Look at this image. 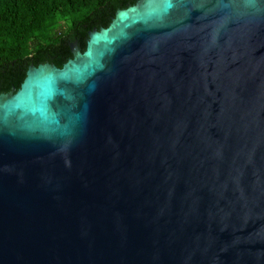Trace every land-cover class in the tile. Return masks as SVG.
I'll list each match as a JSON object with an SVG mask.
<instances>
[{"label": "water", "instance_id": "obj_1", "mask_svg": "<svg viewBox=\"0 0 264 264\" xmlns=\"http://www.w3.org/2000/svg\"><path fill=\"white\" fill-rule=\"evenodd\" d=\"M0 91V264H264V0H134Z\"/></svg>", "mask_w": 264, "mask_h": 264}, {"label": "trees", "instance_id": "obj_2", "mask_svg": "<svg viewBox=\"0 0 264 264\" xmlns=\"http://www.w3.org/2000/svg\"><path fill=\"white\" fill-rule=\"evenodd\" d=\"M134 0H0V91L17 88L29 63H63L87 31L105 26L118 7ZM61 21L67 25L59 28Z\"/></svg>", "mask_w": 264, "mask_h": 264}, {"label": "rangeland", "instance_id": "obj_3", "mask_svg": "<svg viewBox=\"0 0 264 264\" xmlns=\"http://www.w3.org/2000/svg\"><path fill=\"white\" fill-rule=\"evenodd\" d=\"M63 25H67V21H61L60 24H59V28L63 27Z\"/></svg>", "mask_w": 264, "mask_h": 264}]
</instances>
